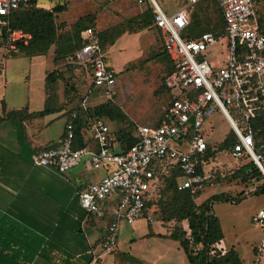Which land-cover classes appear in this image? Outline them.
<instances>
[{"label":"rangeland","instance_id":"374dc122","mask_svg":"<svg viewBox=\"0 0 264 264\" xmlns=\"http://www.w3.org/2000/svg\"><path fill=\"white\" fill-rule=\"evenodd\" d=\"M156 2L168 14L182 6L179 0ZM36 3L37 8L45 10L63 6V11L53 15L57 36L65 33L74 35L79 28L85 26H91L95 32L102 34L103 55L108 67L116 72V82L108 97L104 90H95L93 86L91 88L87 63H79L73 57L57 58L55 44L42 55L30 56L21 52L13 53L3 43L0 46V118L5 120L0 122V141L4 147L11 151L17 149V140L21 134L32 150L57 145L62 139L69 115L79 110L78 107L84 99L87 110L92 114L102 104H116L120 107L127 116L125 120L101 118L113 133L121 129L132 130L136 125L150 126L159 122L166 105L172 96L179 94V90L177 87L163 86L167 74L166 64H169L170 59L159 56L160 42L156 29L150 22L153 13L148 1L37 0ZM257 10V17L261 18L264 25V3ZM197 15L195 19L209 21L210 27H214L219 19L217 7L211 0L207 4H201ZM117 32H122V35L114 39ZM226 43V39H223L210 50L207 60L211 66L224 65L227 56ZM50 73L54 74L55 79H51L47 86L45 78ZM45 108L49 112L47 115L41 118L35 115ZM18 109L22 112L14 117L22 126L6 120L5 117L6 111ZM129 123H132L131 127H128ZM205 131L207 140L212 143L220 142L230 135L228 123L218 112L209 119ZM216 158L213 160L220 165L218 177L221 180L218 179L213 186L203 190L194 199L196 205L203 203L212 194L236 196L242 190H248V186L240 182L239 176L233 178L240 166L247 163L236 162L229 154V148L218 152ZM74 172L76 169L65 175L69 177ZM28 175L33 185H38L36 189L41 190L39 192L45 199L57 194L59 208L66 215L62 219L57 218L59 228L65 232L66 242L69 241L76 249L81 250L85 242L82 237L75 236L76 222L68 213V210L77 213L80 211L73 199L67 202L79 183L62 179L45 168L31 167ZM172 196L170 192H163L160 199L162 203L159 201L154 206L153 213H150L151 222L140 219L130 225L122 223L116 248L110 251L103 249L100 242L105 222L84 218L79 229L84 231L79 234H85L90 244L87 251L92 259L90 264H188L179 243L168 238L169 234L178 233L179 228L183 230L184 221L179 224L174 220H161L164 201ZM263 208L264 193L250 195L237 205H214L213 213L218 218L223 233L224 251L233 249L241 264H254L253 249L258 246L263 232L253 221V217ZM55 264H63L61 257H57ZM67 264H85V261L76 258Z\"/></svg>","mask_w":264,"mask_h":264},{"label":"built area","instance_id":"2783aa9c","mask_svg":"<svg viewBox=\"0 0 264 264\" xmlns=\"http://www.w3.org/2000/svg\"><path fill=\"white\" fill-rule=\"evenodd\" d=\"M30 0H0V26L20 6ZM114 2L117 0H105ZM148 1L153 13V27L169 57L173 71L164 77L167 88L177 87L156 127L136 125L135 142L126 150L114 142L113 132L100 118L85 117L84 128L89 144L75 149L76 113L64 125L58 145L31 155L37 168L54 170L65 175L85 159L90 169L104 171L103 177L77 193L80 208L96 221L105 222L100 237L101 247L114 250L122 223L146 219L151 222L154 200L167 175L179 170L177 190L197 195L211 181L220 165L208 157L205 125L218 112L228 123L236 144L229 152L236 162L249 158L264 176V144L255 150L257 135L254 123L264 124V34L260 33L253 3L255 0H216L224 23V35L203 32L189 37L190 14L200 0H179L182 4L168 14L156 0ZM83 47L76 52L79 63H89L91 84L109 97L116 82V72L106 64L99 40L92 28L80 33ZM226 39L227 56L222 67H213L207 60L210 50ZM32 34L20 29L7 31L9 51L18 44L28 45ZM91 93V91H89ZM80 106L84 110L86 99ZM86 116V115H85ZM212 130V127H210ZM215 146L211 147L214 151ZM217 159V158H216ZM256 183L255 179H251ZM259 184L249 191L254 192ZM263 235L256 248L254 264H264V208L253 217ZM186 238L192 243L190 232ZM215 249L224 254L221 243Z\"/></svg>","mask_w":264,"mask_h":264},{"label":"trees","instance_id":"16d2710c","mask_svg":"<svg viewBox=\"0 0 264 264\" xmlns=\"http://www.w3.org/2000/svg\"><path fill=\"white\" fill-rule=\"evenodd\" d=\"M211 1L215 3L218 10L219 19L217 24L214 25V27H210L209 21L195 19L198 16L197 12L198 9H200L201 4H207L210 2V0H200L194 6L190 14V25L186 30L189 37L194 38L203 32H211L216 36L224 35V23L217 2L216 0ZM36 2L37 0H30L26 5L20 6L17 10L11 13L8 19H6V25L0 26V46L3 43L7 46L6 38L8 30L20 29L31 33L32 40L26 46L18 44L16 50L11 52H21L30 56L42 55L48 51L51 45L55 44V54L57 58L73 57L77 60L76 52L84 45L81 40L80 33L84 29L92 27L85 26L82 29L79 28L80 30L74 35L65 33L61 36H57L56 24L54 23L53 15L54 13L63 11V6L58 5L51 10H45L37 8ZM263 3L264 0H255L253 3L255 16L261 34H264V25L261 18L257 17V8ZM150 22L153 24V14ZM95 35L99 40L101 50H103L101 45V41L103 40L102 34L95 32ZM120 35H122V32H117L114 39L118 38ZM160 48L161 53L159 56H165L169 60V57L161 44ZM86 67L90 71L91 75L90 64L87 63ZM172 71L173 66L169 60V64H166V76ZM51 79H55L53 73L48 74L45 78V84L47 86L51 82ZM92 86L93 85L91 84V88ZM163 86L165 87L164 83ZM78 109V111L76 110L77 117L73 121L75 135L73 147L75 149L84 148L89 144V140L84 136L86 133L84 128L88 122L85 117H96L100 119L102 117H109L111 120H125L126 116L116 104L99 105L94 109L93 114L89 109L84 110L80 105ZM21 112V110L10 112L6 111V120L9 119V121H14V123H18L22 126V123L18 122L14 117L21 114ZM48 113V110L45 108L44 110L35 113V115L41 118ZM71 116L72 114L69 115V120L71 119ZM160 119L158 123L151 126H158L160 124ZM4 120L5 118H0V122H3ZM131 125L132 123H129L128 127H131ZM133 129H121L112 134L114 142L120 145L123 150L129 148L135 142V127ZM254 129L257 132V135L254 137L255 150L258 151L261 145L264 144L263 118H259V120L254 123ZM17 141L20 148L19 153H14L0 144V184L5 187L4 190L6 198L10 200L7 210H2L0 208V264H32L35 259L46 258V246L52 247V245L55 244L54 238L52 239V235H55L53 233L55 231H57V233L62 231L59 228L58 222L56 224L39 222L37 217L28 211V208L24 206L22 207L15 202V200H21L20 194L24 192L23 187L31 182L30 179L27 178L28 169L33 167L31 164V155L56 145L47 146L39 150H32L30 145L27 143L26 138L22 134ZM235 144L236 139L230 131V135L225 136L220 142L212 143L208 141L209 150L207 156L216 159L218 152L222 150L226 151L228 148L230 152ZM212 146L216 147L214 151L211 150ZM243 162L247 164H244ZM240 163L243 164L238 169L237 175H234L233 178L239 176L240 182L248 186V190L244 189L236 196H229L223 193L212 194L203 203L196 205L194 199L200 196L203 190L209 187L210 182L206 184L205 188L199 191L197 195L190 194L188 190L178 191V178L182 176V173L179 170H173L166 176L164 182L160 185L158 195L156 196L153 204L154 206H157L159 201L160 204L162 203L160 199L163 192L167 191L170 192V194H173L168 201H164L165 208L163 210L161 220L167 222L174 220L179 224L184 221L185 225L183 230L179 228L178 233H171L168 238L179 243L188 264H241L237 253L233 249L228 250L224 254H221L215 249V245L221 243L223 240V233L219 225V220L213 213L215 204L230 203L237 205L250 195H259L264 193V176L261 174L259 169L249 158L241 161ZM219 170L220 169H218V171ZM218 171H216L215 178L211 181V183L218 182V179L220 178L218 177ZM252 178L255 179L256 183L251 181ZM261 181L262 183H259ZM256 184H259V187L254 192L249 191V188ZM6 191L11 192V194ZM14 192H17L19 196L16 197ZM86 216L94 219L83 211L81 219ZM79 229L80 222L78 221L76 222L74 232L83 238V236L79 234L81 233ZM188 231L190 232L192 243H190V241L186 238ZM151 235L153 234H148V236ZM156 236L161 237L159 234ZM253 253L254 255L256 254L255 247L253 249ZM77 258L84 260L85 264H90L92 261L91 256H88L87 252Z\"/></svg>","mask_w":264,"mask_h":264},{"label":"crops","instance_id":"0c3cea01","mask_svg":"<svg viewBox=\"0 0 264 264\" xmlns=\"http://www.w3.org/2000/svg\"><path fill=\"white\" fill-rule=\"evenodd\" d=\"M0 130H1V127H0ZM0 144H2L1 141H0ZM16 145H17V149H15L12 152L19 153L20 148H19L18 143ZM35 168H37V167H35ZM45 169H47V168H45ZM74 169H76V172L71 174V176H69V177H67L66 175H60L51 169H47V170L54 172L55 174H57L62 179L64 178L65 180H68L70 182H71V180H73V181L79 183V186H75L73 194H72L71 198L67 200V202L69 203L73 199L74 203L76 204V206L78 207L80 212L77 213V212H74V211L71 212L70 210H68L69 211L68 213L70 214V216L73 217V220L75 222L79 221L81 226H82V224L84 223L83 219L84 218L86 219L89 217L86 216L83 219H81V216L83 214V210L80 208V206L78 204L77 193L81 189H83L85 186L89 185L90 183L99 181L103 177L104 171L97 170V171H100V173L93 172L96 170L90 169L86 159L78 167H76ZM94 173H96V174H94ZM27 178L30 179L29 175H27ZM30 181H31V179H30ZM36 185L37 184L33 185L32 181H31L30 184L24 186L23 187L24 192L20 194L21 200H15V202L17 204L21 205L22 207L24 206V207L28 208L29 209L28 211H30L31 214H34L37 217L38 221L42 222V223L50 222V223L56 224L58 222L57 218L62 219L63 217H66L63 209L59 208V204H58L59 198H58L57 194H52V198L50 197L49 199H45V197L42 194H40V192H39L41 190L37 191ZM4 189H5V187L0 184V208L2 210H7V208L9 207V204H10V200H8L6 198V193H5ZM14 195L16 197L19 196V194L17 192H14ZM50 218H51V221L49 220ZM83 231H80V232L82 233ZM55 232L53 233L55 235H52V239L54 238L55 244L52 245V247L46 246L47 247L46 248V258L35 259L32 262V264H55V260L57 259V257H61L62 263L67 264V263H71L77 257H79L82 254H85L88 251V246L90 244L87 241V236H85V234L83 235V240L85 242L84 247L80 250V249H76L75 246L71 245L69 243V241L66 242L67 237H66V234L64 231H60V233H57V231H55ZM90 234L91 233H88V234L86 233V235H90ZM155 235H158V234H155ZM70 236H71V234L69 233V240H70ZM75 236L78 237L79 235L77 233H75ZM221 245L223 246L222 241H221Z\"/></svg>","mask_w":264,"mask_h":264}]
</instances>
